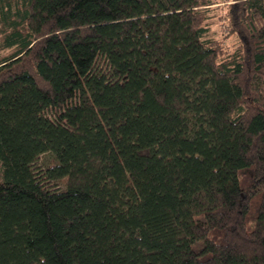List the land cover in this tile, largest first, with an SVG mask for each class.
I'll list each match as a JSON object with an SVG mask.
<instances>
[{
	"label": "trees",
	"instance_id": "16d2710c",
	"mask_svg": "<svg viewBox=\"0 0 264 264\" xmlns=\"http://www.w3.org/2000/svg\"><path fill=\"white\" fill-rule=\"evenodd\" d=\"M0 166V264H264V0H0Z\"/></svg>",
	"mask_w": 264,
	"mask_h": 264
},
{
	"label": "rangeland",
	"instance_id": "374dc122",
	"mask_svg": "<svg viewBox=\"0 0 264 264\" xmlns=\"http://www.w3.org/2000/svg\"><path fill=\"white\" fill-rule=\"evenodd\" d=\"M224 6H225V2H221L219 3V6H217V8L214 10L215 15L211 18L209 24L210 32L213 36L223 39L227 45H233L237 41L236 36L232 35L230 37L225 38V34L227 33L228 30L225 21L222 18V12ZM47 159H48L47 154L42 156L40 160L37 162V167L45 163ZM0 177H2L1 166H0ZM57 259L58 258H54V260L51 261L50 264H61V261Z\"/></svg>",
	"mask_w": 264,
	"mask_h": 264
}]
</instances>
